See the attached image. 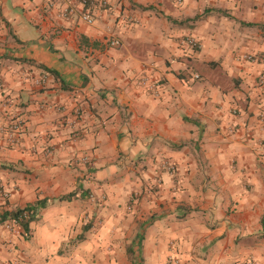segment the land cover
Masks as SVG:
<instances>
[{"label":"crops","instance_id":"obj_1","mask_svg":"<svg viewBox=\"0 0 264 264\" xmlns=\"http://www.w3.org/2000/svg\"><path fill=\"white\" fill-rule=\"evenodd\" d=\"M263 79L264 0H0V215L50 202L0 261L61 260L97 214L104 254L135 193L140 264H264Z\"/></svg>","mask_w":264,"mask_h":264},{"label":"rangeland","instance_id":"obj_2","mask_svg":"<svg viewBox=\"0 0 264 264\" xmlns=\"http://www.w3.org/2000/svg\"><path fill=\"white\" fill-rule=\"evenodd\" d=\"M87 195V200L91 201L94 204V207L98 210L101 209L102 203L104 202L103 197H100V200L103 202L97 201V198ZM139 194L133 193L127 198L125 202H121L117 205L116 212L111 211L109 216V221L112 225L108 229V240L110 244L106 246V251L102 252V244H84L86 240V234L96 235L100 233L101 227L100 223L102 222L101 216L99 214L95 215L92 218V221L85 222L77 230L73 231V238L68 241V243L63 244L59 251L58 256H66L63 259H58L54 255L47 256L46 258L41 259L40 264H140L136 256L137 253V239L138 235L141 234L142 228L137 227L135 219H131L130 225L126 226V221L128 220V215L132 211V207L135 204V201L139 199ZM106 201V199H105ZM90 202V203H91ZM83 204V203H82ZM116 204H112V210L116 208ZM120 208L122 210L118 211ZM188 211L185 210L183 213H179L175 217V222H181L182 219ZM117 225V226H116ZM116 226V227H115ZM125 231V233H124ZM128 234V235H127ZM144 234V233H143ZM122 235L127 237V240L130 242L128 246L124 243H120ZM82 242H78V239ZM92 246V250H90ZM107 247H109L107 249ZM134 251L132 256L128 255V249ZM76 253V257H73V254ZM56 255V256H57ZM70 256V257H69ZM108 256V257H107ZM62 258V257H61ZM107 258L109 260H107ZM0 264H8L5 261H0ZM37 264V263H36ZM232 264H258L257 261L251 258H245L239 261H235Z\"/></svg>","mask_w":264,"mask_h":264},{"label":"trees","instance_id":"obj_3","mask_svg":"<svg viewBox=\"0 0 264 264\" xmlns=\"http://www.w3.org/2000/svg\"><path fill=\"white\" fill-rule=\"evenodd\" d=\"M63 200V199H62ZM50 205V202L46 199L38 200L30 206L25 207L24 209L17 210L13 213H4L0 215V225L6 221V219H13L17 221L23 231V236L25 239L28 238V231H29V223L36 220V217L40 210L45 209ZM25 215V218L23 216ZM264 225V223L262 222ZM78 242H82L81 238L78 239ZM128 255L132 256L134 254L131 249H128Z\"/></svg>","mask_w":264,"mask_h":264},{"label":"built area","instance_id":"obj_4","mask_svg":"<svg viewBox=\"0 0 264 264\" xmlns=\"http://www.w3.org/2000/svg\"><path fill=\"white\" fill-rule=\"evenodd\" d=\"M81 19L84 22H86L87 24H91L93 22L92 18L90 17V14H88V13H83L81 15ZM109 44L111 46H117V45H119V41L118 40H115V39H112V40L109 41ZM179 45L181 47L184 46V47H187V48H190V49H193V50H196V49L199 48L198 41L196 39H194L193 37H183V38H181L179 40ZM249 59H251V56H248V60ZM193 78L195 80H197L198 79V76L197 75H193ZM138 84L140 86H142V87H145L146 85H148V79L145 78V77H142L139 80ZM260 86L262 88V91L264 92V79L261 81V85ZM150 87H152V86H150ZM261 125L264 128V119L263 118H262V121H261ZM20 126L21 125H20L19 122L18 123L17 122L16 123H11V124L8 125V127H5V129H4V130H7V131H4L3 129H0V133H2L4 135L7 134L8 137H9L11 135V134H9V132H11V133L12 132L18 133L19 130H20ZM5 197H6V194H5ZM23 218H25V215L23 216ZM14 223L17 224L18 222L17 221H14Z\"/></svg>","mask_w":264,"mask_h":264}]
</instances>
